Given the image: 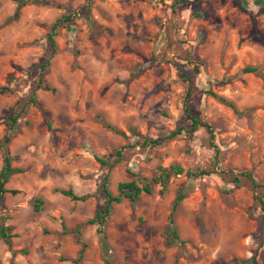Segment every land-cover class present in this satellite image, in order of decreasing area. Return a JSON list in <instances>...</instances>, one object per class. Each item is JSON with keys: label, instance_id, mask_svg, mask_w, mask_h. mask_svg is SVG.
I'll use <instances>...</instances> for the list:
<instances>
[{"label": "rangeland", "instance_id": "obj_1", "mask_svg": "<svg viewBox=\"0 0 264 264\" xmlns=\"http://www.w3.org/2000/svg\"><path fill=\"white\" fill-rule=\"evenodd\" d=\"M51 1L26 4L15 18L17 3L0 0V85L10 86L0 93V141L9 132L6 117L28 102L39 64L50 56L51 24L72 15L59 23L57 51L42 74L49 89L35 90L37 105L28 102L6 146L21 171L5 184L18 192L0 197V223L4 218L14 234L11 246L0 238V264H74L63 258H77L82 244L80 264H104L96 226L86 223L104 203L97 192L104 175L116 194L118 182L141 183L170 163L184 172L164 191L156 185L136 201L112 204L105 224L109 260L264 264L255 193L224 173L247 169L264 182V6L252 0L247 6L238 0ZM246 66L259 74L244 72ZM185 109L211 124L212 139L199 128L160 146L125 147L189 127ZM2 161L0 150V169ZM211 166L215 173L193 180L185 174ZM185 186L173 214L185 242H169L168 216ZM68 188L91 195L74 200L59 192Z\"/></svg>", "mask_w": 264, "mask_h": 264}, {"label": "trees", "instance_id": "obj_2", "mask_svg": "<svg viewBox=\"0 0 264 264\" xmlns=\"http://www.w3.org/2000/svg\"><path fill=\"white\" fill-rule=\"evenodd\" d=\"M14 1L17 3L16 9L13 13V16L15 18L19 15L20 8L26 4H42V5H53L54 4V2L51 0H14ZM238 1L242 6L248 5L247 0H238ZM252 1L256 5L264 6V0H252ZM61 20L70 21L72 20V15L70 13L64 14L61 16V18H57L50 26V31L48 32V40L50 43V56L48 59H46L45 61L39 64L38 83L32 89L31 96L29 97V100H28V102L33 103L34 105H37V102L34 97L35 90L41 87L49 89L48 84L44 82L42 74H43L44 69L46 68V66L48 65L50 61L51 55H53L57 51L55 34H56V30ZM243 71L259 74L258 68L255 66H246ZM9 91H10V86L0 85V93H6ZM209 93L212 94L217 99H219L221 102L234 108V104L226 100L224 97L219 96L218 94H216L215 92L211 90L209 91ZM28 102L24 103L21 106V108L17 111H13L12 109V112L8 114V116L6 117V124H7L9 132L8 134L4 135L3 139L0 141V150H2V158H3L2 166L0 169V197H2L5 193L16 194L18 192L17 189H14V188L9 189L5 187V184L7 183L9 177L16 172L21 171L20 168H16L12 166V161L15 159V157L9 153V151L6 149V146L10 142L12 138V134L16 129L17 120L20 117V115L24 113L25 107L28 104ZM185 111H186V117L190 121L189 127L179 126L161 135L160 137H157V138L145 137L142 140H136L130 145H127L125 147H131L132 145H139L140 147H149V148L160 146L164 144L166 141L174 139L175 137L181 135L182 133L191 136L199 128L205 129V131L209 134L210 139H212L214 134H213V127L211 126V124L208 122L202 121L197 116L189 113L187 109H185ZM210 143H211V140H210ZM122 149L123 147L115 151L116 161L121 159ZM218 154H219V151L216 149V153L214 154V157L216 160H217ZM95 159L101 164H106V161L103 158L95 157ZM183 172H184L183 167L178 164L170 163L167 166L158 165L154 174L150 178H142L141 183H138V181L135 179L118 182L117 187H116L117 188L116 194H113L108 188V185H107L108 184V174L106 173L104 175L101 185L97 188V192L98 191L103 192L104 199H105L104 203L101 207H99L96 210L94 215L86 221L87 224H93L96 226V233L99 237V241L102 247L104 264H114L108 258L109 245L107 243V235L105 232V224H106L107 219L109 218L112 204L121 202V200L124 197H127L131 199L132 201H136L139 199L142 193H146V194L152 193L156 185H160L161 186L160 191H164L167 187L168 180L172 176L180 175ZM211 173H215L213 166H211L210 168H200L195 171H189V170L185 171V174L191 180L198 178L200 176L209 175ZM224 173L230 176V180H229L230 182L239 185L241 182L244 181L245 183L248 184L250 189L255 193L254 200L257 203L261 211V221L264 227V182L257 181L254 177V174L247 169H241L237 171L232 169ZM188 188H189L188 186L180 188L177 191V194L173 200L171 211L168 216V225L166 227V235H167V239L168 240L170 239L169 242H178L180 244H183L185 242V240L181 239L179 237V234L177 233V230L174 225L173 214L177 206L179 205V203L185 197ZM59 192L63 195L69 196L70 198L74 200H85L88 196L91 195L90 193L77 194L71 188L59 189ZM35 201H36V204H35L36 207H39L40 204L43 202L41 198H37ZM1 207L2 206L0 203V210H1ZM62 225H64L63 222H62ZM13 236L14 234L10 232V227L4 223V218H2L1 223H0V238L5 240L8 246H11L10 239ZM77 241H80L79 234L77 236ZM84 246L85 245L82 244V247L79 250L77 258L75 259L63 258V260H70L74 264H80V259L82 257ZM248 260L249 259H244L242 261H248Z\"/></svg>", "mask_w": 264, "mask_h": 264}]
</instances>
